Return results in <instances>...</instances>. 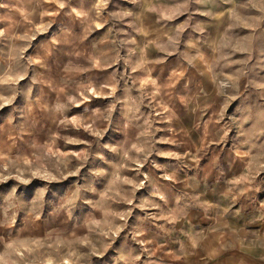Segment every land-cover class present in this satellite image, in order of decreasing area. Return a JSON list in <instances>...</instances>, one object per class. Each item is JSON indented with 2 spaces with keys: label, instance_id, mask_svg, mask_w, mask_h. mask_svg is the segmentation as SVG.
Masks as SVG:
<instances>
[{
  "label": "rangeland",
  "instance_id": "1",
  "mask_svg": "<svg viewBox=\"0 0 264 264\" xmlns=\"http://www.w3.org/2000/svg\"><path fill=\"white\" fill-rule=\"evenodd\" d=\"M218 164L264 172V0H0V264H155Z\"/></svg>",
  "mask_w": 264,
  "mask_h": 264
},
{
  "label": "crops",
  "instance_id": "2",
  "mask_svg": "<svg viewBox=\"0 0 264 264\" xmlns=\"http://www.w3.org/2000/svg\"><path fill=\"white\" fill-rule=\"evenodd\" d=\"M142 16L133 43L137 55L146 57L151 44L163 46L179 27ZM191 40L196 41L189 37L185 45L197 52ZM236 166L263 164L242 161ZM217 167L221 170L185 180L191 186L167 211L171 217L160 226L164 237L150 242L152 254H157L155 264H264V172L235 169L228 173L226 164Z\"/></svg>",
  "mask_w": 264,
  "mask_h": 264
}]
</instances>
